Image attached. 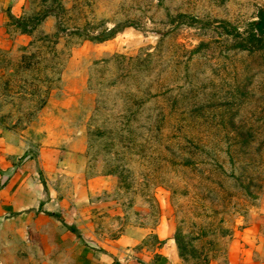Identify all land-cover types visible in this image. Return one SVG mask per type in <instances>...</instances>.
I'll use <instances>...</instances> for the list:
<instances>
[{"label":"rangeland","instance_id":"374dc122","mask_svg":"<svg viewBox=\"0 0 264 264\" xmlns=\"http://www.w3.org/2000/svg\"><path fill=\"white\" fill-rule=\"evenodd\" d=\"M20 1L0 131L44 148L58 212L0 213V264L264 261V40L223 28L247 34L264 0Z\"/></svg>","mask_w":264,"mask_h":264},{"label":"crops","instance_id":"0c3cea01","mask_svg":"<svg viewBox=\"0 0 264 264\" xmlns=\"http://www.w3.org/2000/svg\"><path fill=\"white\" fill-rule=\"evenodd\" d=\"M20 3V0H0L1 43L10 41L7 33L8 20L20 13ZM24 37V34L20 35V38ZM44 151V148H41L37 153H33L20 136L8 130L0 131V213L20 214L27 210H36L47 215L48 212L57 214L58 210L54 208L55 200L52 199L54 194L47 192L38 178L40 165H46L41 160ZM60 161L61 159H58L56 165H59ZM71 177L74 183V173ZM163 230H158L161 240L168 238V232L164 235ZM165 245L167 246L168 242ZM163 251L169 264H181L173 249L170 252L165 249ZM122 264L140 263L130 258L125 259ZM212 264H264V261H258L232 249L227 260L214 261Z\"/></svg>","mask_w":264,"mask_h":264},{"label":"trees","instance_id":"16d2710c","mask_svg":"<svg viewBox=\"0 0 264 264\" xmlns=\"http://www.w3.org/2000/svg\"><path fill=\"white\" fill-rule=\"evenodd\" d=\"M187 15L179 14L176 19L186 18ZM22 28L24 26H21ZM126 27V25L122 24L117 27L111 28L109 30H104L101 34L94 36L93 38L99 39L101 41L107 40L111 38L114 34L119 32L121 29ZM223 28L225 29V33L234 37L236 40H239V47L242 49H250L252 45H256L257 43L264 40V13H261L257 20H254L250 23V28L247 30V34L244 32H240L239 29L235 26H231L230 23L224 22ZM25 31V27L23 28ZM185 157L180 158V160H184ZM188 160V158H187ZM185 161V160H184ZM190 163L187 161L186 163L182 162L181 165H188ZM191 165V164H189ZM49 215L57 216L54 212H48ZM70 229L76 230L73 226H69Z\"/></svg>","mask_w":264,"mask_h":264}]
</instances>
